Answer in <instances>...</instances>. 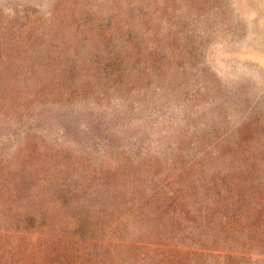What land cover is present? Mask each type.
<instances>
[{"label":"rangeland","instance_id":"obj_1","mask_svg":"<svg viewBox=\"0 0 264 264\" xmlns=\"http://www.w3.org/2000/svg\"><path fill=\"white\" fill-rule=\"evenodd\" d=\"M259 151L264 0H0V264H264L164 238Z\"/></svg>","mask_w":264,"mask_h":264},{"label":"trees","instance_id":"obj_2","mask_svg":"<svg viewBox=\"0 0 264 264\" xmlns=\"http://www.w3.org/2000/svg\"><path fill=\"white\" fill-rule=\"evenodd\" d=\"M253 154L234 162L178 169L185 175L191 170L196 177L189 182L191 188L180 191V209L165 214L178 221V234L164 238L170 243L190 241L202 249L264 255V160L251 159Z\"/></svg>","mask_w":264,"mask_h":264}]
</instances>
